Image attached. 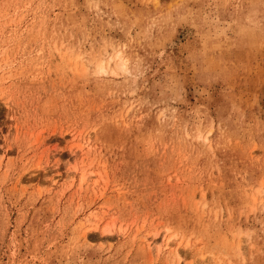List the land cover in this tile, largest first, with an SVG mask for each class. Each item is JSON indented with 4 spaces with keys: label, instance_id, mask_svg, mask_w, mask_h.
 <instances>
[{
    "label": "rangeland",
    "instance_id": "obj_1",
    "mask_svg": "<svg viewBox=\"0 0 264 264\" xmlns=\"http://www.w3.org/2000/svg\"><path fill=\"white\" fill-rule=\"evenodd\" d=\"M179 263L264 264V0H0V264Z\"/></svg>",
    "mask_w": 264,
    "mask_h": 264
},
{
    "label": "bare ground",
    "instance_id": "obj_2",
    "mask_svg": "<svg viewBox=\"0 0 264 264\" xmlns=\"http://www.w3.org/2000/svg\"><path fill=\"white\" fill-rule=\"evenodd\" d=\"M120 67L124 68V67H125V64L122 62L121 65H120ZM101 69L103 70V67H102ZM165 245H166V247H169L170 243L167 242V244H165ZM178 255H179V254H178ZM179 257H180V256H179ZM179 261H180V258H179ZM179 264H180V263H179Z\"/></svg>",
    "mask_w": 264,
    "mask_h": 264
}]
</instances>
